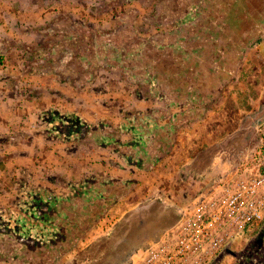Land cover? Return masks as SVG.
Wrapping results in <instances>:
<instances>
[{"label":"rangeland","instance_id":"1","mask_svg":"<svg viewBox=\"0 0 264 264\" xmlns=\"http://www.w3.org/2000/svg\"><path fill=\"white\" fill-rule=\"evenodd\" d=\"M47 1L0 48L25 63L10 97L36 91L39 110L8 137L24 166L0 201V264L8 251L70 264L76 233L95 240L82 254L102 253L96 264H129L264 149V0ZM71 196L83 223L71 230L63 211L54 229L42 210ZM263 248L248 228L219 264H264Z\"/></svg>","mask_w":264,"mask_h":264},{"label":"built area","instance_id":"2","mask_svg":"<svg viewBox=\"0 0 264 264\" xmlns=\"http://www.w3.org/2000/svg\"><path fill=\"white\" fill-rule=\"evenodd\" d=\"M5 67L0 57V69ZM254 161L201 195L190 212L145 249L143 264H219L245 230H264V149Z\"/></svg>","mask_w":264,"mask_h":264},{"label":"crops","instance_id":"3","mask_svg":"<svg viewBox=\"0 0 264 264\" xmlns=\"http://www.w3.org/2000/svg\"><path fill=\"white\" fill-rule=\"evenodd\" d=\"M39 1L40 0H0V48H7V43L10 41L9 38L13 33L11 29L9 32L7 31V26L19 25L20 27H26L35 15L32 14V8L38 6L40 4ZM47 4H55V1L49 0L47 1ZM39 15L42 21H45L52 16L50 12L49 14L40 13ZM22 31L24 33L26 32L25 29H22ZM33 64L34 67L32 68L39 67L37 62H34ZM24 65L25 63L22 62L21 64L18 63L17 65L12 66L6 65L4 69H0V201L11 199L12 182L19 180L22 177V166H24L22 162L23 160L21 158L16 160L15 157H10L9 155L12 145L15 144V146H17L20 144V142L12 144L8 141V137L11 133H31L32 128L31 124L29 123L37 119L36 117L39 111L36 110L35 104V100L37 98L35 95L36 91L31 96L30 93H27V89H22L21 91L23 93L21 95H12V97H10V89H6V87L10 85L12 81H15V77L18 75V73H14L15 70H19V68ZM29 77L30 76H27L28 79L26 80H29ZM21 78L22 77L20 76L19 79ZM37 82L39 83L38 80ZM23 99L25 102L29 100V103H22L21 100ZM36 143L40 144V142H36L35 140L34 145ZM55 194L57 197L60 196L56 191ZM37 196H39V194H37ZM78 202L79 201L77 200L76 196H71V205L67 210H61L63 206L57 203H53L55 205H52V207L49 209H43L42 206H39V209H43V213H49L51 215V220H54L51 222V225L57 230H60V215L63 214L61 212L66 211V215H68L69 221H71L70 229L72 230L74 229L75 223H83V219L81 217L84 216H82V212L78 211ZM33 207L35 208L37 206L34 205ZM54 213H56L55 216H52ZM78 214H80L81 217H79ZM78 217L81 218V220ZM115 227L116 223L113 225V228L110 229L111 232L116 230ZM107 233L111 234L110 232ZM58 234H60L58 238H61V233L58 232ZM85 236V233H82L81 235H77L76 233L71 236V238L75 239L73 240V244H81V248H79L77 251L74 250L65 257V259L70 264H96L99 262V260L103 259L102 253L98 256L82 254L83 251L89 250L93 245L96 244L95 240H89L88 237L86 239ZM144 252L145 250L140 253H135L129 264H143ZM2 258V264H22V260H26L23 255L19 253H10L9 251L3 253Z\"/></svg>","mask_w":264,"mask_h":264}]
</instances>
